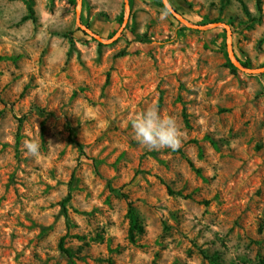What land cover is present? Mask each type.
I'll return each mask as SVG.
<instances>
[{
  "label": "rangeland",
  "instance_id": "rangeland-1",
  "mask_svg": "<svg viewBox=\"0 0 264 264\" xmlns=\"http://www.w3.org/2000/svg\"><path fill=\"white\" fill-rule=\"evenodd\" d=\"M32 1L0 0V264H264V0Z\"/></svg>",
  "mask_w": 264,
  "mask_h": 264
},
{
  "label": "clouds",
  "instance_id": "clouds-1",
  "mask_svg": "<svg viewBox=\"0 0 264 264\" xmlns=\"http://www.w3.org/2000/svg\"><path fill=\"white\" fill-rule=\"evenodd\" d=\"M134 139L149 150L176 149L182 140V130L170 115L162 114L156 106H148L131 116ZM26 156H37L40 145L34 140L23 143Z\"/></svg>",
  "mask_w": 264,
  "mask_h": 264
},
{
  "label": "trees",
  "instance_id": "trees-1",
  "mask_svg": "<svg viewBox=\"0 0 264 264\" xmlns=\"http://www.w3.org/2000/svg\"><path fill=\"white\" fill-rule=\"evenodd\" d=\"M21 1L24 2V4L26 5V9L28 11V14L26 16H24L22 18V20L33 19L34 18L33 1L32 0H21ZM118 55L122 56V55H124V52H121ZM241 64L244 68L248 69L250 67L248 62H243ZM229 66L232 69H234L232 64H230ZM210 141H211L212 145L215 146V143L212 140H210ZM79 149L82 151V147L80 145H79ZM169 192H170V194H173L170 190H169ZM186 198H189V197H186ZM69 200H70V194L67 195V197L64 199V202L62 203V208H63L64 212L66 210L65 203L68 202ZM203 204L207 205L208 203L205 201ZM127 215H128V219H129V236L128 237H129V241L131 243H134L136 238L144 233V227H143L139 217L137 216L136 212L134 211L131 203L128 204ZM58 247H59L60 252L62 254H64L65 256H67V257L72 256V253L67 248H65V246H64V238H62L60 240ZM202 254H204V253H202ZM204 257H205V259L208 260L209 264H224V263L219 261V259L217 258L216 255L208 256V255L204 254Z\"/></svg>",
  "mask_w": 264,
  "mask_h": 264
}]
</instances>
